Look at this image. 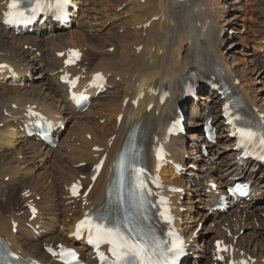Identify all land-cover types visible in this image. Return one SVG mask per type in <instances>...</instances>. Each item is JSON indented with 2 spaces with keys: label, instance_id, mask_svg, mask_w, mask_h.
<instances>
[{
  "label": "bare ground",
  "instance_id": "6f19581e",
  "mask_svg": "<svg viewBox=\"0 0 264 264\" xmlns=\"http://www.w3.org/2000/svg\"><path fill=\"white\" fill-rule=\"evenodd\" d=\"M8 1L0 0V63L9 65L7 68H0V193L5 191L11 185L10 183L20 184L26 180L31 181L33 170L32 166L28 167L27 164L31 160V163L36 166L46 157L45 160L54 159L57 177L55 173L47 169L48 173L42 178L39 180L36 178V181L33 180L34 182L32 181L31 184H26L25 189L30 188L28 192H31L29 198L37 196V191L48 181L47 184H50V189L52 188L57 193L58 198L67 202V188L70 183L81 180L84 189H86L90 184L92 167L98 163L101 155L107 154L104 167L86 197L84 207H81L80 201H72L70 206L72 208L74 205L75 209L70 210L67 207L62 212L58 208L56 209L57 203L52 207L39 204V202L37 203L39 213L32 221H28L30 217L28 212L24 216L9 212L7 220L0 216V235L6 237L14 251L23 258L55 264L48 259L47 255L46 257L41 254L33 242L31 244V241L36 239L35 231L44 238L45 246L56 241L82 250L83 243L70 238L74 230V223L84 211L91 212L99 204L103 206L105 184L111 175L114 157L127 130L135 121H138L140 123L139 133L142 134L141 139L144 141V145L149 147L155 138L160 140V134L176 115L181 89L186 82L190 81L188 78L190 70L197 75L199 84L201 82L198 96H202L208 103L200 117L202 115L209 117L212 114V117L216 119L219 114L220 99L206 84L208 80L215 81L214 68L217 66L226 72L225 82L227 84L232 86L234 80L240 82L238 87L250 107L259 109L260 113L264 115L263 101L259 103L260 100H257L259 96L255 93L256 88L252 87V82L256 79H259L260 82L262 75L264 77V66L262 68L260 64L257 65L258 63L252 58L250 62L254 66L255 78L251 79L247 75L237 74L232 56L226 55L227 48L223 45L224 41L219 38L223 28L214 22L211 5L206 0H184V3L178 0H144L143 2L142 0H129L132 1L130 2L132 6L123 13L130 16L123 23H113L116 29L123 30V33L119 36L116 33H108L102 37L103 39H100L107 42L109 47H113L112 53H102L99 50L97 39H95L97 37L86 36L84 32L72 30V28L67 31L60 24L52 22L50 16L42 23L38 21L31 34L27 32L16 36L3 24V11ZM86 1L73 0L81 12ZM235 2H240V0ZM88 16L90 17V15ZM147 24L148 26H146ZM262 37L264 42V36ZM259 43L254 48L256 51L263 50L264 53V44L261 41ZM25 45H31L32 48L37 47L38 50L42 52L44 50V52L37 57L34 52L24 51ZM69 48H78L82 53L81 62L68 69L69 72L80 76V78H89L93 73L102 72L107 78L105 94L92 99L91 108L96 107V112L92 110L86 115L98 114L99 120L104 119L103 122L108 124L94 125L90 120V122L87 120L76 121L80 116H76L77 111L68 102L65 87L58 80L63 60L58 57V54L66 53ZM89 55H91V60L89 59L91 64L86 66L85 61L88 60ZM19 84H23V86L20 87ZM36 85H40L39 89ZM42 87L48 91L47 96L41 94ZM155 91L168 93L164 105H159L154 95ZM51 99L52 103H50ZM136 100L135 109L134 102ZM151 105V110L147 112ZM32 106L46 116L50 124V138L53 142L58 137L62 138L61 127L66 117L73 123L71 128L76 129L67 132L64 141L62 140L66 141L65 145L60 146V142L56 147L59 150L51 149L48 140H41L36 136L39 129L34 127L26 113V110ZM119 114L123 116L118 124L116 119ZM86 115H82V117L85 118ZM200 117L190 132V135H193L189 137L190 140H194L195 133L200 131L199 125L202 121ZM58 121L59 126L56 124ZM216 125L225 132L220 138H223L222 141L230 146V150L226 147L228 150L218 151L217 147L208 151V156L205 161L203 159L202 168L196 176L197 179L189 178L186 174L176 177L169 167H165L160 173L162 179L169 186L183 188L187 181L195 183L194 187L190 189L195 194L192 197V203H201V206L196 207V219L200 217L198 222L206 214H215L210 220V226L214 225L215 227L214 238L210 240L211 242L204 239L201 248L198 244L199 241L195 239L190 247L194 259H191L187 264H214L212 244L214 239L232 243L237 257L245 258L250 255L256 259L254 264H264V228L261 229L262 231H257L254 224L251 227L244 224L248 219H258L260 213H255L252 210L264 213V198L260 199L262 197L258 195L250 203L242 205L241 209L231 203L232 210L228 211V208L223 213H218L214 211L215 193L211 192L207 186L210 181L224 186L234 178H243L246 182L251 183V187H259L264 196V167L258 168L260 164H254L250 168H246L244 164L239 166L234 160L236 153L232 150L233 142L226 136L228 128L226 126L221 128V122ZM82 127L83 129H81ZM26 129L34 132L31 138L27 137ZM112 136L113 139H111ZM167 146L170 147L171 159L186 166L184 139L181 136L173 138ZM94 147L101 151H93ZM190 147L191 155L203 158L198 143L191 141ZM221 155L224 156L215 163L217 167L208 165V161ZM60 159L64 160H62V164L59 163ZM66 160H69L70 164H75L77 169L68 167L65 164ZM81 163H84V168H78ZM194 165L196 166V164ZM42 169L46 172V166H43ZM216 172L219 174L218 177L214 175ZM82 176H85L84 179ZM5 177H8L9 183L7 184L4 182ZM57 181L63 186L58 187ZM179 197L180 194L174 195L172 203L177 216L181 217L179 209L182 204ZM260 207L262 208L259 209ZM216 214L222 215L217 216ZM229 218L232 220L234 230L229 231L230 236L227 237L226 231H221L220 227L224 226ZM12 222L17 223L15 233H12ZM57 224L60 225V229L56 228ZM247 224L249 225V223ZM244 228H249V233H243L244 235L235 239V236ZM184 231L189 232L188 235L193 234V230L189 226L185 227ZM246 238L247 240H245ZM80 252L83 254L82 251ZM87 258H91L90 253Z\"/></svg>",
  "mask_w": 264,
  "mask_h": 264
},
{
  "label": "rangeland",
  "instance_id": "374dc122",
  "mask_svg": "<svg viewBox=\"0 0 264 264\" xmlns=\"http://www.w3.org/2000/svg\"><path fill=\"white\" fill-rule=\"evenodd\" d=\"M143 1L144 0H142V2ZM178 1L181 3L185 2L184 0H182L183 2L181 0H178ZM206 1L209 5H211L210 9H211V13L213 14L212 18L214 19V22L219 24L223 28V31L220 33L219 38H220V40L224 41L223 45L227 48V51L225 52L226 55L232 56V59H233L232 62L234 64V66L236 67L237 74L242 75V76L247 75L248 77H251V79L255 78V75H254L255 70L253 71L254 66L251 65L252 63L250 62V60L253 58L254 61L256 63H258L257 65L260 64V67H262V68L264 66V58H263L264 53H262L263 50L256 51V49H255L260 44L259 43L260 41L262 44H264L263 40L261 39V38H263L262 36H264V0H242V1L240 0V2H235L236 0H206ZM86 2L87 3L84 6L83 11L79 13L80 17L78 16V18H80L81 20L79 19V22H77V20H78V18H77V20H76L77 23L73 24L72 30L76 29V30L84 32L86 36H91L94 38L97 37L95 39H97V44L99 45L98 46L99 50L102 51V53H104V52L112 53L111 49H113V47H109V44L107 42L105 43V42H103L104 40H100V39H103L102 37H105V35L108 33H110V34L116 33L118 36L123 33V30H117L116 27L113 25V23H115V22H117V23L122 22L123 23L125 21V19H127V17L130 16L129 14L125 15L124 13L127 12L129 10V8H131L132 5L130 2H132V1H129V0H87ZM81 13H82V15H81ZM122 14H124V15H122ZM88 15H90V17ZM89 19L91 20V22ZM87 20H89V21L87 22ZM35 48H32L31 45H25L23 49L26 52L27 51H30L32 53L34 52L35 55L37 57H39L44 52V50L42 52V51L38 50L37 47H35ZM137 49L139 50V48H137ZM89 59L91 60V55L88 56V60L85 62L86 66H90V64H91ZM34 81H37V80H34ZM116 81H118V79H116ZM18 86L22 87L23 84H19ZM36 87H37V89H39L40 85H36ZM252 87L256 88L255 93L259 96L257 99V100H260L259 103H261V101H263L262 104H264V77H263V75H262V79L260 82H259V79H256L254 82H252ZM40 91H41L42 95H44V94H45V96L48 95V91L45 90L44 87H42L40 89ZM104 97H106V96H104ZM205 101L206 100H204V98L202 96H201V98H199L196 101H191V100L188 101V103L185 105V112L187 114V120H196V121L199 120L200 115L202 114V112L204 111L205 107H207V104H208ZM50 103H52V99H51ZM53 105H54V103H53ZM92 110L94 112H96V107H93V109L91 108L89 111H86V113L77 112L76 116H80L79 117L80 119L78 118V119H76V121H78V122H83L84 120H87L88 122L92 121V123H94V125L95 124L103 125L105 123L108 124L107 122H103L104 119L99 120L98 114L94 115L93 113H91L89 115H86L88 112L90 113ZM82 115H86V117L84 118V116L82 117ZM211 116H212V114H211ZM64 123H65V127H64L65 131L63 132L62 138H60L61 143L59 142L60 146H62V147L65 145V142H66V141L63 142L65 139L64 137L66 136L67 132H71V129H72L71 127L73 124L72 122H70V119L68 117H66ZM75 129L76 128H73L72 130H75ZM81 129H83V127ZM192 129L193 128H191L190 130L192 131ZM184 141H185V145H186V149H185L186 150V154H185L186 163L189 164L190 162H194V161H193V159H191L193 155H191L190 151H189L190 147H189L188 136L185 137ZM187 146H188V148H187ZM54 150H59V149L55 148ZM223 156L224 155H221V156H218L215 158L216 160L214 161V165H216V166H214V167H217V164H215V163L217 162V160H219ZM19 159H21V156H19ZM45 159H46V157H44L42 159V162L36 166H34V164L31 163V160L29 161V164H27L28 167L32 166L31 169L33 170V172H32L33 173V177H32L33 179H31V181L26 180L24 182H21L20 184L17 182L10 183L12 186L9 185V187H8L9 189L5 188L6 190L2 191L0 193V216L5 218V220H7L10 213L15 212L14 214H20L21 215L25 211L22 207L23 202L21 200L22 197L20 195L23 191H25V190L29 191L30 190V188L25 189L26 184H31L33 180L36 181V180H39V178H42L44 175H46V173H48L47 169H49V171L55 173V175H56V167H55L54 159L53 158H48L47 160H45ZM62 160L63 159H60L59 163L62 164L63 163ZM199 160L202 161V158L201 159L199 158ZM204 161H205V159H204ZM210 161H208V165H210V164L213 165L212 162H210ZM202 163H204V162H202ZM65 164L72 169H77L76 168L77 166L75 164H72V163L70 164L69 160L68 161L66 160ZM194 164H196V166L195 165L194 166L197 167L198 165H200V162L199 163L195 162ZM43 166H46V172L44 169H42ZM81 167H84V166H81ZM190 170H193L192 172L197 171L196 168L190 169ZM197 174H198V172H197ZM214 175L216 177L219 176V174L217 172ZM56 177H57V175H56ZM7 179H8V177L4 178V182L6 184L9 183ZM0 181H1V178H0ZM187 182L189 185L193 183V182L189 183V181H187ZM47 183H48V181H46L44 183V185L42 187H40V190L37 191L38 192L37 196H35L33 198L34 201L36 203L40 202L39 204H43V205H47V206H52V205L57 203L58 206L56 207V209L58 208L62 212H64V209H66L67 207L70 210L71 209L73 210L74 209L73 206L71 208L70 206H68V204L63 202L62 199H59L57 196V193L55 191H53L52 188L50 189V184H47ZM193 184H195V183H193ZM56 185L58 187L63 186L59 181L56 182ZM193 187H194V185H193ZM188 189H189V187L186 183L185 191L181 194V198H180V200L183 204L182 207L184 206L183 210H182V220L183 221L186 220L185 222H188V220H189V223L187 225H191L192 227L191 226H189V227H191L192 230L197 228L199 223L203 222L201 224V230H200V232H198L199 237L197 238V240L199 241L198 244L200 247L202 242L204 241V239L210 241L215 236V232H214L215 227H214V225L210 226L211 225L210 220L212 219L213 215H215V214L214 213L212 215L206 214L205 217L203 219L201 218V221L198 222L200 217H198V219H196L197 218L196 217V211H197L196 207L198 205L201 206V203H192L193 195H191L192 193L189 192ZM189 193H191V194H189ZM259 193H261V194H259V197H262L260 199H263L264 196H263L262 190ZM261 208L262 207H260L259 209H261ZM232 209H233V207L229 208L228 211H230ZM252 211H254L255 213H260V215H258L257 218H258V220H262V221H260V222L258 221L255 224V230L262 231L261 229L264 228V226H263L264 225V213H262L258 210H256V211L252 210ZM261 214H262V216H261ZM216 215L218 216V215H222V214H216ZM253 219H255V218H253ZM247 223H249V225ZM247 223H245V225H247L248 227H251L252 225H250V224L253 222H252V220L249 219V220H247ZM227 224H228V226H226L225 228L229 231H233L234 225L232 223L231 218H229L227 220ZM184 226H186L185 223H184ZM56 228L60 229L61 227H60V225L57 224ZM243 230H241V231H243L244 234L249 233V231H250L249 228H244ZM243 233H241V234L238 233V234L241 237V235H244ZM43 239L44 238L40 237L38 240H36V241L34 240L32 242L36 245L39 252L41 254L45 255L44 251H43V246L45 245L44 244L45 242H43L44 241ZM245 240H247V238ZM32 242H31V244H33ZM54 242H56V241H54ZM54 242H52V243H54ZM252 242L253 241L251 240V243ZM73 247H75V246H73ZM82 255H84V254H82Z\"/></svg>",
  "mask_w": 264,
  "mask_h": 264
},
{
  "label": "snow or ice",
  "instance_id": "6c2138e0",
  "mask_svg": "<svg viewBox=\"0 0 264 264\" xmlns=\"http://www.w3.org/2000/svg\"><path fill=\"white\" fill-rule=\"evenodd\" d=\"M69 3V0H57L56 7L62 8L63 5ZM9 11L5 13L6 19L5 23H19L23 17V12L18 11L19 0H11L8 5ZM16 10V11H13ZM73 56L78 54L72 53ZM102 77L97 74L94 79L96 81L101 80ZM225 116L228 117V105L224 106ZM234 119L239 120L241 117L236 116ZM233 120L230 118L228 123H232ZM237 132L241 137L242 143L255 144L257 141L264 151V125H261L259 129L254 130L251 127L238 128ZM159 158V154H158ZM99 168V165H97ZM143 173V169L137 170V186L144 189L146 186L140 179ZM95 177H93L94 179ZM72 194L76 195V186H73ZM161 217L164 219H169L165 216V212H160ZM82 228H87L89 231V242L99 244L107 242L111 245L109 251L113 254L115 259L111 264H177L179 256L182 255V242H178V238L174 236L173 233L169 235L173 236L171 246H167L164 242L158 241L155 236L140 235L139 233L135 237H126L120 232L119 226L107 227L104 224H92L90 221L82 220L77 225V234H79ZM163 245V246H162ZM219 249V242H218ZM100 257L102 264L105 260L102 253H97ZM74 257V253H71ZM245 264V262H241Z\"/></svg>",
  "mask_w": 264,
  "mask_h": 264
}]
</instances>
